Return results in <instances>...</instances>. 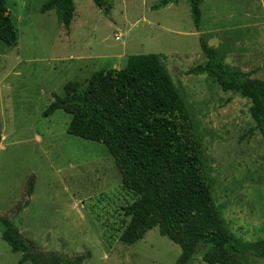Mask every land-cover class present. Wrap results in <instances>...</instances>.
Instances as JSON below:
<instances>
[{
    "label": "rangeland",
    "instance_id": "1",
    "mask_svg": "<svg viewBox=\"0 0 264 264\" xmlns=\"http://www.w3.org/2000/svg\"><path fill=\"white\" fill-rule=\"evenodd\" d=\"M47 0H8L18 41L0 40V216L11 218L37 248L83 264H175L181 246L158 226L134 244L121 240L124 208L136 195L122 182L103 143L68 133L71 115L43 112L67 82L85 88L93 72L122 68L131 54L159 53L184 97L201 139L218 209L239 244L264 239V136L251 100L224 91L206 72L201 38L219 57L264 79V0H202L197 28L188 0H74L69 27ZM34 190L28 194V182ZM0 264H19L2 239ZM251 264L264 259L251 255ZM24 264H31L26 262ZM191 264H211L196 255ZM219 264V263H216Z\"/></svg>",
    "mask_w": 264,
    "mask_h": 264
},
{
    "label": "trees",
    "instance_id": "2",
    "mask_svg": "<svg viewBox=\"0 0 264 264\" xmlns=\"http://www.w3.org/2000/svg\"><path fill=\"white\" fill-rule=\"evenodd\" d=\"M179 0H162L154 9ZM194 25L202 20V0H188ZM95 4L108 11L104 0ZM8 0H0V40L18 41ZM55 9L69 27L74 0H47L42 12ZM207 62L194 71L206 72L224 91L234 90L251 100L250 111L264 136V79L226 64L216 48L201 38ZM71 115L68 133L106 145L122 174L124 186L136 195L128 204L121 240L134 244L154 226L181 246L175 264H191L196 255L211 264H251V255L264 259V239L239 244L218 209L207 173L201 139L193 116L159 53L131 54L122 68L96 70L85 88L69 81L64 94L43 112ZM2 122L0 119V142ZM34 179L28 182V194ZM1 236L19 264H83L87 255L68 256L37 248L7 217L0 216Z\"/></svg>",
    "mask_w": 264,
    "mask_h": 264
}]
</instances>
